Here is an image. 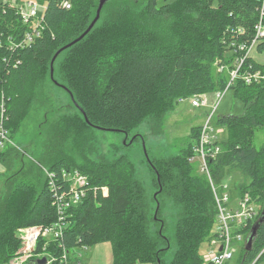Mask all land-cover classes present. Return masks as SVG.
Instances as JSON below:
<instances>
[{
  "label": "trees",
  "instance_id": "1",
  "mask_svg": "<svg viewBox=\"0 0 264 264\" xmlns=\"http://www.w3.org/2000/svg\"><path fill=\"white\" fill-rule=\"evenodd\" d=\"M66 1L46 0L41 36L24 48L13 44L22 40L32 20L25 22L17 6L0 2V121L4 116L10 137L22 130L36 101L52 106L47 95L51 61L96 16L98 0H70L69 10ZM258 6V0H166L160 6L157 0H113L106 4L95 27L54 64L55 80L73 94L82 111L70 99L77 109L49 125L48 141L56 140L49 146H62L69 136L93 130L84 114L96 127L139 141L146 142L137 130L146 122L162 132L167 113L180 99L224 88L227 78L216 73L214 63L226 53L225 32L242 26L252 37ZM159 21L161 29L155 30L152 23ZM255 50L261 53L264 43ZM249 62L264 73V64L253 57ZM231 91L244 103L245 113L217 118L228 136L223 138V150L212 171L217 182L234 172L249 179L242 191L261 208L246 230L247 240L264 204V143L259 148L255 145L257 132L264 131V81L249 85L240 80ZM199 134L200 127L192 128V142L178 155L152 158L146 146L154 171L149 183L138 176L126 155L114 160L88 159L76 166L50 152L37 154L53 163L50 168L57 174L58 189L66 188L62 169H79L94 189L72 210V223L61 244L74 249L109 242L111 264H167L170 254V264H203L201 248L211 238L217 209L207 178L189 162ZM20 155L17 149L0 150L6 171ZM48 186V182L37 185L19 180L16 174L6 179V192L0 194V264L10 262L20 250L21 230L57 221ZM167 202L172 204L171 223L163 213ZM245 247L238 264H264V224L252 251Z\"/></svg>",
  "mask_w": 264,
  "mask_h": 264
},
{
  "label": "rangeland",
  "instance_id": "2",
  "mask_svg": "<svg viewBox=\"0 0 264 264\" xmlns=\"http://www.w3.org/2000/svg\"><path fill=\"white\" fill-rule=\"evenodd\" d=\"M165 1L166 0H157L158 6L162 5ZM0 2H8L13 6H17L18 9H20L21 17L23 14L29 15L35 9L37 11L38 17H43L47 3L46 0H0ZM151 22L152 21H147V23ZM160 25V21L152 23V26L155 30L161 29ZM252 57L259 63L264 64V50L260 53L258 50L254 49ZM235 68H238V66L235 65L228 68L226 72L229 74V77L231 70H234ZM262 77L264 78V75ZM262 81L264 80H259V82ZM55 86L56 85L51 82V86H49L47 89V95L53 101L52 106H47L36 101V104H34L30 115L24 121L22 130L17 132L15 135L12 134V137H10L11 133L7 134L8 144L6 145L5 149H17L21 155L15 161V164L11 170L6 171V168L0 162V194L6 192V179L14 174H16V177L19 178V180H25L26 182L30 183L35 182L37 185H40L41 182H45L46 184L48 182L49 184L50 179L48 178V175H50L53 171V169L50 168L53 163L45 161L42 158L39 159L38 157V155L40 156L41 154L47 152L52 153V156L56 158L65 157L70 159L75 163L73 164L76 166L82 165L85 163V160L88 159L100 160L105 158L108 160H114L120 156L126 155L132 162H134L137 168L138 176L149 183L152 168L150 167L145 156L143 142L136 140L135 138V140H133L131 143L130 141L133 138L132 135L128 136V134H121L120 132H105L93 129L90 130L92 132L88 131L84 134L69 136L62 146L59 145L56 148L49 146V142L50 144H55L56 142L54 137L48 141L47 129L49 125L53 124L57 119H59V116L65 114L66 112H71L77 109L71 104V98L68 93L58 86L55 88ZM215 98V95L210 93L208 99L211 105H213L212 103ZM46 103L48 104L47 101ZM218 106L219 108L216 112L214 120L212 121V124L216 130H219V137L226 138L228 136L227 129L222 126H218L215 120L217 117L225 115L241 116L245 113V107L243 102L234 97V94L231 90L225 93ZM210 114L211 112L209 108H195L191 104L190 99L180 100L177 105L172 107L167 113L162 132H157L151 129V124L146 122L139 129H137L139 131L138 135L145 137L146 142H144L148 147V151H150V156L152 158L158 156L178 155L182 149L188 147L192 142V128L201 127ZM42 130L44 132L43 136L42 132L41 135H39L40 131ZM263 143L264 131L261 130L256 134L255 145L259 148ZM38 147H40L39 151ZM60 153H62V155H60ZM192 165H194L198 174L204 176L201 174L202 172L198 162ZM85 176L88 178L87 175ZM212 177L215 180L213 185L217 189L218 193L223 194L224 192H227L231 196L232 194L235 195L237 198L235 205L237 204V201H241L244 198L245 192L242 191L244 187L243 185L249 182V179L245 175L241 174L240 172H234L231 175H227L221 182H217L212 171ZM224 182L227 186L226 188L222 187ZM209 184L212 186L211 183ZM154 186L155 190L160 191L157 189L156 184ZM258 206L260 210V203H258ZM171 207L172 204L167 202L166 209L163 211L164 217L169 223H171V218L173 217L172 212L169 209ZM158 210L155 212L156 217ZM242 243H244V241H242ZM242 243H238V253L237 255L235 254L236 258L234 264H238L240 251L243 249V246L241 245ZM209 247L211 248V245H209ZM201 249L202 257L203 259H206L208 256V242L205 243ZM88 251V260H90V264H111L113 262V247L109 242L97 243L94 246L88 247ZM85 254L86 253H83V256ZM171 256L172 255L170 254L166 257L167 264H170ZM12 263L17 264L15 262H10V264Z\"/></svg>",
  "mask_w": 264,
  "mask_h": 264
},
{
  "label": "built area",
  "instance_id": "3",
  "mask_svg": "<svg viewBox=\"0 0 264 264\" xmlns=\"http://www.w3.org/2000/svg\"><path fill=\"white\" fill-rule=\"evenodd\" d=\"M258 3V17L253 26L252 37L248 35V30L242 26L228 29L225 32L222 43L226 53L223 58L218 57L216 59L214 66L217 74L226 76L227 82L223 89L212 93L216 97L213 100V105L209 103L210 93H200L180 99H190L195 108L205 107L209 108L211 112L205 123L200 127L199 137L189 158L191 164L199 163L201 174L211 183L217 209L216 223L211 238L207 241L208 256L203 259V264H234L235 254L238 253V243L244 241L241 245L245 247L247 241L246 230L249 224L253 223L260 214L258 202L253 200L248 192L235 205L237 199L235 195L232 194L231 196L227 192L218 193L213 185L215 180L212 177V165L217 161L223 150L221 145L223 138L219 137V130H216L212 124L220 101L225 93L233 89L237 81L241 80L250 85L260 83V79L264 80L262 77L264 75L263 71L254 70L252 64H249L253 50L256 49L257 45L264 43V0H258ZM65 7L68 10L71 9L70 0L66 1ZM43 18L44 16L38 17L36 9L29 15L23 14L22 19L25 22L32 20L33 25L21 41L14 42V47L24 48L34 43L41 36ZM245 37L248 38L246 40L241 39ZM235 65L238 68L231 70L229 77L226 71L229 67ZM3 120L4 116L0 121V150L5 149L8 144L7 134L9 133L4 128ZM215 122L217 123V119ZM61 175L66 185L65 189L57 188L55 170L48 175L51 180V204L57 215V221L48 226H35L21 230L19 233V238L22 241L21 248L10 262L31 264L32 261L45 258L47 264H78L74 260L77 257L78 249L82 248L83 252L88 250L86 245L69 249L62 245L60 241L71 226L72 210L78 207L91 192H94V189L88 185V178L78 169H62ZM222 187H227L225 182ZM209 245H211V248ZM80 256L78 254L79 258ZM10 262L7 264H10Z\"/></svg>",
  "mask_w": 264,
  "mask_h": 264
},
{
  "label": "water",
  "instance_id": "4",
  "mask_svg": "<svg viewBox=\"0 0 264 264\" xmlns=\"http://www.w3.org/2000/svg\"><path fill=\"white\" fill-rule=\"evenodd\" d=\"M113 0H98V6H97V11H96V16L95 18L93 19V21L90 23V25L88 26V28L84 31V33H82V35H80L77 39L73 40L71 43L65 45L64 47H62L61 49H59L56 54L54 55L52 61H51V80L52 82L64 89L68 95L70 96L71 98V101L74 103V105L80 109V107L78 106V104L75 102V99H74V96L73 94L62 84L58 83L55 79H54V64L56 62V60L58 59V57L67 49H69L70 47L76 45L77 43H79L80 41H82L87 35L88 33L95 27V25L97 24V22L99 21L100 17H101V12L104 8V6L106 4H108L109 2H111ZM134 1H139V0H134ZM80 111H82L80 109ZM83 113V112H82ZM84 114V113H83ZM85 116V119H86V122L88 125H90L91 127H93L94 129H97V130H101V131H105V132H109V130L107 129H103V128H100V127H96L94 125H92L88 118L86 117V115L84 114ZM136 137H133L132 140L130 141L131 143L133 142V140H135ZM143 142V146H144V153H145V156L148 160V162L150 163V158H149V155H148V152H147V148H146V145H145V142L144 140H142ZM125 143H126V140H125ZM159 208V204L157 205V210ZM264 224V204H263V211H262V214L260 216V218L258 219L257 222H255V224L252 226V229H251V233H250V236L248 237L247 241H246V247H245V250L247 252H250L252 251L253 249V243H254V240L258 234V231L259 229L261 228V226ZM31 264H47V260L44 258L42 260H38V261H32Z\"/></svg>",
  "mask_w": 264,
  "mask_h": 264
},
{
  "label": "crops",
  "instance_id": "5",
  "mask_svg": "<svg viewBox=\"0 0 264 264\" xmlns=\"http://www.w3.org/2000/svg\"><path fill=\"white\" fill-rule=\"evenodd\" d=\"M88 251V250H87ZM87 251H82V248L78 249V252L76 253V258L74 259L76 263L78 264H90V260H88V254ZM89 252V251H88ZM83 253H86L83 256ZM78 254H80V258L78 257ZM87 258V259H86ZM82 259V260H81Z\"/></svg>",
  "mask_w": 264,
  "mask_h": 264
},
{
  "label": "bare ground",
  "instance_id": "6",
  "mask_svg": "<svg viewBox=\"0 0 264 264\" xmlns=\"http://www.w3.org/2000/svg\"><path fill=\"white\" fill-rule=\"evenodd\" d=\"M55 182L57 183V180ZM50 183H51V180H50V182L48 184L49 185V189H51V186H50L51 184ZM57 188H58V185H57Z\"/></svg>",
  "mask_w": 264,
  "mask_h": 264
}]
</instances>
